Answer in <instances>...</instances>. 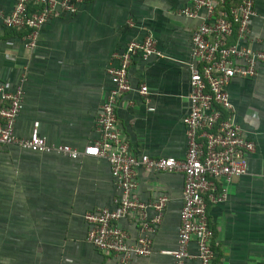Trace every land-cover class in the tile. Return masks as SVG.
I'll return each instance as SVG.
<instances>
[{
    "label": "crops",
    "instance_id": "0c3cea01",
    "mask_svg": "<svg viewBox=\"0 0 264 264\" xmlns=\"http://www.w3.org/2000/svg\"><path fill=\"white\" fill-rule=\"evenodd\" d=\"M194 0H93L75 15L55 17L41 29L35 49H26L29 30L7 28L4 15L14 0H0V80L10 88L27 71L24 108L16 132L28 137L36 122L53 145L83 150L100 136V106L113 87L108 69L131 40L152 35L161 52L135 57L130 67L133 90L118 105V127L136 155L184 159L188 139L184 117L189 109L192 38L201 19L180 10ZM256 15L245 43L264 49V0H255ZM201 13H204L203 11ZM143 84L149 94L140 93ZM236 121L256 144L242 176L217 182L226 199L209 201L215 231L212 264H264V64L253 78H236L228 86ZM135 194L145 202L168 198L153 235V253L135 256L132 264H178L163 253L178 247L184 174L139 167ZM121 194L104 157L77 159L39 153L16 145L0 146V264H123L87 238L85 214L114 208ZM209 200V199H208ZM154 218L155 208L147 210ZM132 240L141 229L131 214L119 221ZM182 264H200L195 242Z\"/></svg>",
    "mask_w": 264,
    "mask_h": 264
},
{
    "label": "built area",
    "instance_id": "2783aa9c",
    "mask_svg": "<svg viewBox=\"0 0 264 264\" xmlns=\"http://www.w3.org/2000/svg\"><path fill=\"white\" fill-rule=\"evenodd\" d=\"M14 1L13 11L3 16L4 24L18 31L29 30L24 46L35 49L46 23L55 17L75 15L93 0ZM233 1L237 0H194L192 5L180 10L184 16L201 19L192 38L191 92L189 109L183 120L188 139L184 159L136 155L118 127L119 101L134 89L130 80L134 58L140 56L146 60L161 55L152 35L141 41L131 40L118 56V65L109 67L113 87L98 111L96 128L100 136L83 150L50 144L40 133L38 122L28 137L19 136L16 121L24 108L27 71H23L14 88L0 80V146L16 145L33 152L58 153L73 159L81 155L104 157L109 161L121 194L115 198L114 208L101 207L85 214L89 224L87 238L99 250L117 256L123 264H132L135 256L153 253V235L168 202L166 196L145 202L135 194L136 172L142 166L158 172H181L185 177L178 247L163 253L172 255L182 264L191 257L190 244L195 242L200 264H212L216 256L209 201L219 203L226 199V189L219 191L218 180L246 174L248 156L256 151L255 142L245 136L236 121L228 86L238 77L257 76L259 66L264 64V49L245 43L251 19L256 15L255 0H238L236 5L225 9ZM30 5L38 6L39 10L30 12ZM139 91L148 95L149 87L143 84ZM150 207L157 212L151 219L147 214ZM131 214H137L141 222L140 234L135 240L119 225L120 220Z\"/></svg>",
    "mask_w": 264,
    "mask_h": 264
},
{
    "label": "trees",
    "instance_id": "16d2710c",
    "mask_svg": "<svg viewBox=\"0 0 264 264\" xmlns=\"http://www.w3.org/2000/svg\"><path fill=\"white\" fill-rule=\"evenodd\" d=\"M238 3V0L237 1H233V2H231V3H229L228 4V6L225 8V9H228L230 6H232V5H236ZM36 10H39V7L38 6H35V5H30V12L31 11H36ZM15 30V29H14ZM234 40H236V36H235V39ZM233 40V41H234ZM232 42V41H231Z\"/></svg>",
    "mask_w": 264,
    "mask_h": 264
}]
</instances>
